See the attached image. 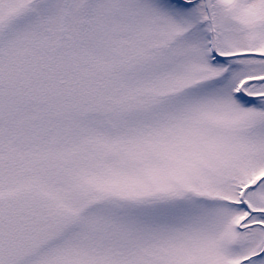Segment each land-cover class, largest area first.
<instances>
[{
    "label": "snow or ice",
    "instance_id": "obj_1",
    "mask_svg": "<svg viewBox=\"0 0 264 264\" xmlns=\"http://www.w3.org/2000/svg\"><path fill=\"white\" fill-rule=\"evenodd\" d=\"M0 264H264V0H0Z\"/></svg>",
    "mask_w": 264,
    "mask_h": 264
}]
</instances>
